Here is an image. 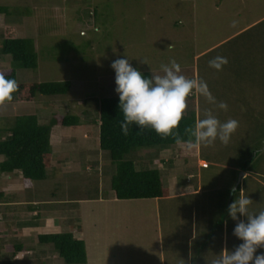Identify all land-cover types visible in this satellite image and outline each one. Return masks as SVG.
I'll return each mask as SVG.
<instances>
[{
	"label": "rangeland",
	"instance_id": "1",
	"mask_svg": "<svg viewBox=\"0 0 264 264\" xmlns=\"http://www.w3.org/2000/svg\"><path fill=\"white\" fill-rule=\"evenodd\" d=\"M5 26L32 39L37 67L23 68L0 55V69L14 70L18 83L70 81V88L62 96L38 95L33 103L0 106V131L22 114H37L40 123H47L52 115L67 113L77 115L80 123L51 128L52 159L44 180L25 189L21 172L0 173V264H65L51 244L39 243L36 236L71 233L78 226L86 244L85 264H210L223 249L232 251L242 243L233 230L247 219L238 215L233 221L229 205L243 196L253 202L251 213L264 210V185L257 184L258 175L264 178V112H259L264 111V69L259 70L264 66V0H0V45ZM216 56L228 60L219 71L209 65ZM121 58L150 77L174 59L181 74L205 81L217 102L193 92L185 113H194L196 123L208 111L222 123L239 122L227 144L217 139L197 147L209 166L200 169L203 193L198 199L158 204L110 199L115 166L108 152L99 149L90 98L119 97L111 64ZM241 91L262 98L243 104ZM219 102L228 105L226 111ZM185 150L172 146L160 154L164 161L178 163L172 168L180 178L188 167ZM157 154L141 148L125 159L145 164ZM244 171L252 177H241ZM233 187L236 193L230 191ZM216 191L227 192L222 208L214 204ZM23 199L43 203L39 217L9 210ZM45 215L52 225L43 220ZM26 219L28 228L16 232L15 222ZM213 227L217 230L209 229ZM25 233L24 242L20 237ZM261 254L264 248L255 255Z\"/></svg>",
	"mask_w": 264,
	"mask_h": 264
},
{
	"label": "trees",
	"instance_id": "2",
	"mask_svg": "<svg viewBox=\"0 0 264 264\" xmlns=\"http://www.w3.org/2000/svg\"><path fill=\"white\" fill-rule=\"evenodd\" d=\"M1 38L0 55L9 56L14 63H18L23 68L37 67V55L32 39L17 36L12 26L4 27ZM0 72L6 73L9 79L16 80L14 70L3 68ZM142 74L150 78L147 73ZM18 84V91L13 94V100L7 104L33 103L38 95L62 96L70 88V81ZM90 99L94 102V110L97 114L99 149L108 152L115 166L110 178V189L114 198L136 200L166 196L167 189L162 185L163 173L152 166L151 160L145 164L138 161L137 164L135 160H126L125 157L133 150L141 148L154 149L158 152L171 148L177 144L174 137L165 138L150 128L141 130L135 124L130 125L128 134L124 135L120 128L123 113L119 109V97ZM189 112L184 113L179 127L175 130L184 139L187 138L185 129L196 124L194 113L189 114ZM79 123L80 119L77 115L67 113L62 116L54 114L47 123H40L37 114L16 116L12 126L0 131V157H2L0 173L20 171L21 181L26 189L30 188L33 182L44 180L52 159L51 128L76 126ZM135 164L141 168L135 169ZM37 239L41 244H51L65 264L86 263L84 242L74 238L72 233L44 234L39 235Z\"/></svg>",
	"mask_w": 264,
	"mask_h": 264
},
{
	"label": "clouds",
	"instance_id": "3",
	"mask_svg": "<svg viewBox=\"0 0 264 264\" xmlns=\"http://www.w3.org/2000/svg\"><path fill=\"white\" fill-rule=\"evenodd\" d=\"M227 63V58L222 56L209 61L210 67L218 71ZM111 68L115 72V92L123 113L120 128L124 135L128 134L129 126L135 124L141 130L150 128L165 138L173 136L177 144L192 150L202 145L209 146L217 139L227 144L239 126L235 119L222 123L208 111L194 127L185 129L187 138H181L175 130L188 107V97L193 92L210 103H217L207 83L181 74V66L174 59L161 65V74L150 78L133 68L127 58L116 59ZM18 89L19 84L15 79H9L6 73L0 72V106L11 102ZM218 107L226 111L228 105L219 102ZM230 191L236 193L235 187ZM252 203L248 197L242 196L229 205L228 214L233 221H238V215L247 219L246 223L238 221L233 230V235L242 243L232 251L223 249L210 264H264V254L255 255L258 248H264V210L251 213L249 206Z\"/></svg>",
	"mask_w": 264,
	"mask_h": 264
},
{
	"label": "crops",
	"instance_id": "4",
	"mask_svg": "<svg viewBox=\"0 0 264 264\" xmlns=\"http://www.w3.org/2000/svg\"><path fill=\"white\" fill-rule=\"evenodd\" d=\"M263 69H264V66L262 68H259L260 71H263ZM263 74H264V72L260 73V78H262V79H264V75ZM263 90H264V88H263ZM259 93H262V91L260 89H259ZM241 95H242L241 96V98H242L241 101H243V104H247L246 102L255 103V102H257L258 100H260L262 98L260 96L257 97L256 95L252 94V92L250 94H248V93H246L244 91H241ZM222 99H224V98H219V101H222ZM252 107H253V105L251 104V108ZM255 108H257V107H255ZM259 112L263 113L264 111L263 110H259ZM256 113H258V112H256ZM256 116H258V115H256ZM95 125H96V128H97L96 132H97V141H98V131H99L98 130V123L95 124ZM66 128H68V127H66ZM83 139L84 140L88 139L86 134H84V138ZM83 139L81 138V140H83ZM179 145L180 144H176V145H174V147L175 146H179ZM169 149L170 148H168L166 150L159 151L158 154L156 155L157 159H155L153 157L152 158V162H151L152 165H155V167L157 166L156 168L159 169L163 173L162 174V176H163L162 177V185L167 189V195L163 196V197H160V198H153V199H136V201H139V200L140 201H154V202H157V204H158L160 201H168V200H171V199H182V198H186V197L187 198L189 197V198H193V199L194 198L198 199L196 197L202 196L203 185H202L201 179L199 178L200 177V173L199 172H200L201 168L208 169L209 166H202V164L206 163V162H205L204 159H200L199 158L200 157V150L195 148L191 152H187L186 151L188 157H185L186 159H185L184 162H185L186 166H187V163H188V167H186V171L185 172L182 171L183 172V175H182L183 178L182 177L180 178L179 177L180 173L177 171V169L176 168H172L173 166H175L174 163L177 166H178V163L175 162L174 160H173L174 162L173 161L171 162V159L167 160V161H164V159H162V157H160V154L162 156V152H165V151H167ZM194 158H195V160H194ZM71 161L74 163L73 160H69V162H71ZM139 161H141L142 163L144 162L143 159H140ZM194 166H196V170H194ZM216 166H218V168L222 167V166H220V164H217V163H216ZM222 168H224V167H222ZM234 170L236 171L237 168H234ZM15 172H18V171H14V172L9 173V174L7 173L6 175L15 174ZM245 174H247V175H245ZM242 176L249 178V177H252V173L250 171H247V172L244 171V173H241V177ZM7 177L9 178V176H6V178ZM257 177H258L257 184L259 186H263L264 185L263 184V182H264L263 176L258 175ZM194 179H196V180H194ZM22 186H23V184H22ZM31 187H32V185H31ZM23 188H24V186H23ZM1 196H2V192H0V198H1ZM112 196L110 197V199L114 198L113 192H112ZM232 196H233V194H232ZM200 198H203V197H200ZM92 199L100 200V197L92 198ZM114 200H117V199L114 198ZM213 200H214L215 206L217 205V206H220L222 208L221 202H225L227 200V192L222 195L218 191H216ZM18 201L14 202L17 205L13 206L9 210H15L16 209L17 211H19L17 213H21V211L25 210V212L28 211L27 212L28 214L31 213L32 216H36V217L40 216L41 209H39V206H41V204H43V203H41V202H39L37 200L28 201V200H25V199H23L22 201L20 200L19 202ZM5 202H7L9 204L8 200L7 201L5 200ZM230 202H231V200H230ZM29 206L31 208H29ZM33 206H35V207L32 208ZM210 209H213V206H211ZM43 220H45L46 222L49 221L50 225L53 224V221H52L50 216L45 215L43 217ZM15 223H16L15 224L16 232L19 231V230L23 231L25 228H28V226L30 225L29 224L30 220H27V219L26 220H20V221H17ZM54 223H56V220H54ZM195 224H197V222H195L193 225H195ZM35 225L39 226V224H37V223ZM193 225H191L190 227H192ZM209 229H211L212 231L217 230V228H214V227L213 228H209ZM225 229H226V227L223 229L224 231L221 232V234H224ZM71 233H72L74 238L80 239V240H82L84 242V235H83V231L80 228V226L75 228ZM38 236L39 235L36 236V239H37ZM20 240H22V241L26 240V233L22 237H20ZM37 241H38V239H37ZM84 245H86L85 242H84ZM85 251H86V246H85ZM86 260H87V254H86Z\"/></svg>",
	"mask_w": 264,
	"mask_h": 264
},
{
	"label": "built area",
	"instance_id": "5",
	"mask_svg": "<svg viewBox=\"0 0 264 264\" xmlns=\"http://www.w3.org/2000/svg\"><path fill=\"white\" fill-rule=\"evenodd\" d=\"M202 166H206V163H203Z\"/></svg>",
	"mask_w": 264,
	"mask_h": 264
}]
</instances>
